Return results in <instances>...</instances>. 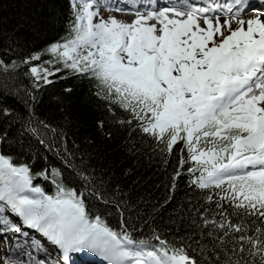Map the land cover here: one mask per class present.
<instances>
[{
    "label": "snow or ice",
    "instance_id": "snow-or-ice-1",
    "mask_svg": "<svg viewBox=\"0 0 264 264\" xmlns=\"http://www.w3.org/2000/svg\"><path fill=\"white\" fill-rule=\"evenodd\" d=\"M70 76L90 84L71 146L67 115H39ZM72 93L49 99L63 108ZM117 139L123 163L104 151ZM142 157L166 173L175 157L155 200L134 193L140 176L126 183L136 168L123 164ZM86 253L99 264H264V8L0 0V264Z\"/></svg>",
    "mask_w": 264,
    "mask_h": 264
},
{
    "label": "trees",
    "instance_id": "trees-1",
    "mask_svg": "<svg viewBox=\"0 0 264 264\" xmlns=\"http://www.w3.org/2000/svg\"><path fill=\"white\" fill-rule=\"evenodd\" d=\"M17 0H4V6L6 7L8 3L15 4ZM39 44V41H38ZM39 46H43L39 44ZM47 59V57H45ZM60 75H63L61 73ZM72 87L73 93L70 98L71 103L66 104L63 108L57 104L55 101L49 99V96L62 95L63 88ZM90 84L87 79H79L75 77H68L66 80H57L56 85L53 88L47 89L44 95V104L39 110V115L42 119L48 120L52 124H62L64 117L67 115L70 123L66 127L69 137V145L71 146L72 141L75 139L79 143L83 135V127L77 128L76 120L81 121L88 116L89 107H86V97L89 95ZM9 103H13L12 99L9 98ZM120 139L114 142H110L111 151L105 148L104 151L107 153V160H117L118 163H123L124 153L123 148H117L120 144ZM173 163L168 165V173L171 172L174 166L175 157L172 158ZM134 166L136 168V175L132 176L130 180L126 183L131 184L132 180H135L137 176L142 178L141 184L133 189L134 193L143 194L145 199L151 194L153 200L157 196L164 193L166 176L168 173L164 171L163 165H157L155 160L149 161L147 157H142L137 164L132 158L128 159L127 163H124V167ZM187 178H185L186 180ZM185 185H181V189ZM177 198L184 196V191L180 190L176 193Z\"/></svg>",
    "mask_w": 264,
    "mask_h": 264
},
{
    "label": "bare ground",
    "instance_id": "bare-ground-1",
    "mask_svg": "<svg viewBox=\"0 0 264 264\" xmlns=\"http://www.w3.org/2000/svg\"><path fill=\"white\" fill-rule=\"evenodd\" d=\"M103 11H105V14H107V12H108L109 10H103ZM246 15H251V14H246Z\"/></svg>",
    "mask_w": 264,
    "mask_h": 264
}]
</instances>
